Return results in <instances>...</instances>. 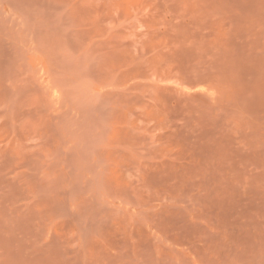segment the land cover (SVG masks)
I'll return each instance as SVG.
<instances>
[{
  "label": "rangeland",
  "instance_id": "1",
  "mask_svg": "<svg viewBox=\"0 0 264 264\" xmlns=\"http://www.w3.org/2000/svg\"><path fill=\"white\" fill-rule=\"evenodd\" d=\"M0 264H264V0H0Z\"/></svg>",
  "mask_w": 264,
  "mask_h": 264
}]
</instances>
